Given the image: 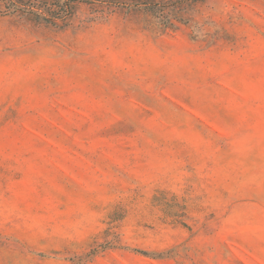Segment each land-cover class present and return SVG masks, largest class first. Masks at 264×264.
<instances>
[{"label":"rangeland","instance_id":"rangeland-1","mask_svg":"<svg viewBox=\"0 0 264 264\" xmlns=\"http://www.w3.org/2000/svg\"><path fill=\"white\" fill-rule=\"evenodd\" d=\"M0 264H264V0H0Z\"/></svg>","mask_w":264,"mask_h":264}]
</instances>
